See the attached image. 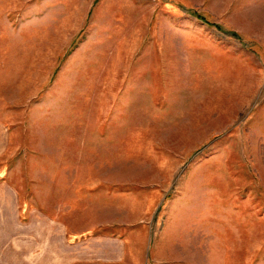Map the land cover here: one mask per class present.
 <instances>
[{
  "label": "rangeland",
  "instance_id": "rangeland-1",
  "mask_svg": "<svg viewBox=\"0 0 264 264\" xmlns=\"http://www.w3.org/2000/svg\"><path fill=\"white\" fill-rule=\"evenodd\" d=\"M0 183L97 264H264V0H0Z\"/></svg>",
  "mask_w": 264,
  "mask_h": 264
},
{
  "label": "crops",
  "instance_id": "crops-1",
  "mask_svg": "<svg viewBox=\"0 0 264 264\" xmlns=\"http://www.w3.org/2000/svg\"><path fill=\"white\" fill-rule=\"evenodd\" d=\"M22 199L16 186L0 183V264H97L98 244L102 256H112V244L103 251L105 239L89 237L71 242L64 224L33 213L32 199L27 200L25 195L23 204ZM20 208H26L23 222L19 219ZM77 237V233L72 234L74 241ZM114 246L120 249V245Z\"/></svg>",
  "mask_w": 264,
  "mask_h": 264
},
{
  "label": "trees",
  "instance_id": "trees-1",
  "mask_svg": "<svg viewBox=\"0 0 264 264\" xmlns=\"http://www.w3.org/2000/svg\"><path fill=\"white\" fill-rule=\"evenodd\" d=\"M217 26H218V25H217ZM218 27H219L220 29H222L220 26H218ZM229 34H231V35H233V36H236V37L238 36V35H237L235 32H233V31H232V32H229Z\"/></svg>",
  "mask_w": 264,
  "mask_h": 264
}]
</instances>
